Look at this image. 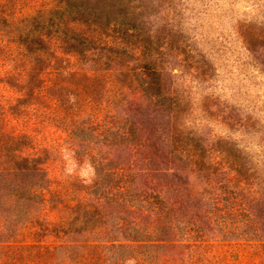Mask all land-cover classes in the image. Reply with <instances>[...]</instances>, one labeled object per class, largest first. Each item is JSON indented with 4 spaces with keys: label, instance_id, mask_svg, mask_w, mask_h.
<instances>
[{
    "label": "rangeland",
    "instance_id": "obj_1",
    "mask_svg": "<svg viewBox=\"0 0 264 264\" xmlns=\"http://www.w3.org/2000/svg\"><path fill=\"white\" fill-rule=\"evenodd\" d=\"M141 5L172 108L138 44L94 71L0 41V171L38 170L0 177V264H264V0Z\"/></svg>",
    "mask_w": 264,
    "mask_h": 264
},
{
    "label": "trees",
    "instance_id": "obj_2",
    "mask_svg": "<svg viewBox=\"0 0 264 264\" xmlns=\"http://www.w3.org/2000/svg\"><path fill=\"white\" fill-rule=\"evenodd\" d=\"M13 6L9 11H6V6H0V41L9 37L25 48H34L40 59L48 58L52 51L68 49L72 52L76 69L90 62L94 71H101L106 66L117 69L121 66L120 55L131 49L129 44H138L142 54L140 59L144 62L142 67L152 80L151 85L148 82L141 90L152 88L154 96L169 98L170 108L174 106L176 99L170 97L171 93L165 95L163 87L166 70L158 64L164 55H170L171 47L167 50L154 48L153 37L142 30V20L138 19L144 13L141 0H21L19 5ZM18 13L22 27L13 33L8 31L6 23L11 18L17 19ZM9 28L13 30V24ZM128 57L139 60L130 52ZM127 88L116 85L111 102L115 105L124 103L130 97L126 94ZM24 174L38 175V170L0 171V177L7 180L13 175ZM18 190L26 194L25 189Z\"/></svg>",
    "mask_w": 264,
    "mask_h": 264
}]
</instances>
